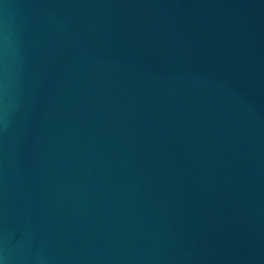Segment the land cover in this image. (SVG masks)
<instances>
[{
	"label": "water",
	"instance_id": "water-1",
	"mask_svg": "<svg viewBox=\"0 0 264 264\" xmlns=\"http://www.w3.org/2000/svg\"><path fill=\"white\" fill-rule=\"evenodd\" d=\"M0 264H264V0H0Z\"/></svg>",
	"mask_w": 264,
	"mask_h": 264
}]
</instances>
